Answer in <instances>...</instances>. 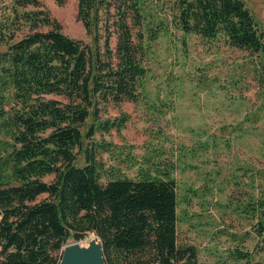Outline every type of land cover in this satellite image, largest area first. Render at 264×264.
<instances>
[{"label": "trees", "instance_id": "16d2710c", "mask_svg": "<svg viewBox=\"0 0 264 264\" xmlns=\"http://www.w3.org/2000/svg\"><path fill=\"white\" fill-rule=\"evenodd\" d=\"M158 4L182 34L264 56V25L244 0ZM76 19L91 43L64 34L39 0L0 3V264H57L68 239L89 233L105 264H264L241 250L197 262L176 241L169 173L120 175L100 157L110 143L92 139L124 121L99 120L106 104L141 97L148 47L166 18L152 28L145 0H76ZM256 231L264 253V227Z\"/></svg>", "mask_w": 264, "mask_h": 264}, {"label": "rangeland", "instance_id": "374dc122", "mask_svg": "<svg viewBox=\"0 0 264 264\" xmlns=\"http://www.w3.org/2000/svg\"><path fill=\"white\" fill-rule=\"evenodd\" d=\"M39 1L64 34L91 43L76 19V0L61 6ZM145 2L152 28L156 16L166 18L165 28L149 44L141 97L108 103L99 113V120L124 117L119 129L92 135L110 143L101 160L127 177L139 171L169 173L175 184L176 241L192 246L197 262L231 261L237 250L263 260L256 230L264 227V56L219 38L182 34L159 11L158 0ZM244 3L262 28L264 0ZM75 162L82 164L80 154ZM91 236L99 240L89 233L77 242L85 245Z\"/></svg>", "mask_w": 264, "mask_h": 264}, {"label": "water", "instance_id": "95a60500", "mask_svg": "<svg viewBox=\"0 0 264 264\" xmlns=\"http://www.w3.org/2000/svg\"><path fill=\"white\" fill-rule=\"evenodd\" d=\"M57 264H105L99 241L92 237L82 245L77 241L67 242L60 249Z\"/></svg>", "mask_w": 264, "mask_h": 264}]
</instances>
